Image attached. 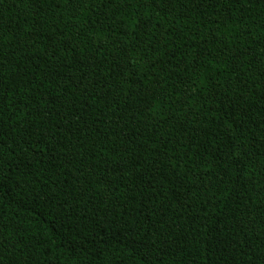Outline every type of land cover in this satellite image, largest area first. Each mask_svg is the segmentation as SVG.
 <instances>
[{
    "label": "trees",
    "instance_id": "obj_1",
    "mask_svg": "<svg viewBox=\"0 0 264 264\" xmlns=\"http://www.w3.org/2000/svg\"><path fill=\"white\" fill-rule=\"evenodd\" d=\"M0 264H264V0H0Z\"/></svg>",
    "mask_w": 264,
    "mask_h": 264
}]
</instances>
